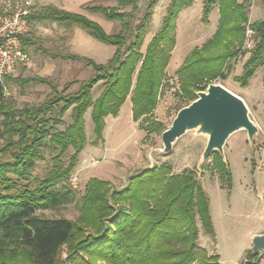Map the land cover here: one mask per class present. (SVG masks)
Wrapping results in <instances>:
<instances>
[{"label": "trees", "instance_id": "1", "mask_svg": "<svg viewBox=\"0 0 264 264\" xmlns=\"http://www.w3.org/2000/svg\"><path fill=\"white\" fill-rule=\"evenodd\" d=\"M117 3L123 9L131 7L132 11L85 8L110 22L120 23L121 31L114 35L107 34L85 16L53 6L33 10L28 16L31 21L77 26L95 40L115 47L116 52L107 64L98 65L76 55L44 51L53 60L83 62L93 69L94 75L80 82L75 93L69 90L76 83L59 92L48 79L26 80L24 84L47 86L51 94L41 105L24 111L14 112L6 105L0 83V116L5 136L1 152L3 157L8 156L0 160V264H218L219 257L209 256L198 246L197 216L210 236L215 237V233L209 202L194 171L173 176L169 166L154 167L133 176L122 190L114 189L107 181L91 179L77 220L48 219L37 214L56 210L75 199L67 186L59 190L57 187L69 180L85 149V115L90 109L96 144L103 140L106 118L117 117L129 96L135 122L149 118L155 111L176 46L178 13L189 7L192 0L171 1L160 30L145 51V38L159 0L148 2L134 26L132 19L139 10L137 0H117ZM232 7L235 11L244 5L234 3ZM248 23V18L242 15L241 24L234 19L225 25L222 16L214 38L185 60L177 77L187 105L219 78L226 80L232 71L231 60L246 54L243 45ZM252 27L257 33L256 46L243 74L235 78L244 88L264 65V21L253 23ZM100 82L104 84L103 91L93 100V88ZM67 113L71 123L59 131ZM47 143L59 149L61 155L71 148L74 154L67 167L51 170L42 179H32L31 173L36 163L43 160V147ZM11 147L16 151L9 152ZM210 158L215 169L228 174L218 153ZM64 250L66 258L62 256ZM250 261L259 264L261 258L251 255Z\"/></svg>", "mask_w": 264, "mask_h": 264}, {"label": "rangeland", "instance_id": "2", "mask_svg": "<svg viewBox=\"0 0 264 264\" xmlns=\"http://www.w3.org/2000/svg\"><path fill=\"white\" fill-rule=\"evenodd\" d=\"M149 1L137 0L139 10L133 16V26L139 22ZM171 1L159 0L158 9L155 10L154 19H152L146 35L145 45L151 40V36L160 30L163 15L166 14L164 10L166 3ZM234 3L239 4L236 0H192V4L189 7L184 8L178 13V20L183 24L181 25L179 22L176 31L180 46H184L187 41L188 43H192L190 40L194 41L197 35L198 37L203 36L206 41L205 43L212 40L219 30L222 16L225 17V25H228L234 19L237 23L241 24L242 15L248 18L249 11L246 6L238 8L235 11L231 10L230 7ZM103 4L109 7H118L115 0H105ZM121 9L127 13L132 11L131 8ZM253 19L256 20L257 17H253ZM105 29L109 34H117L120 31V25L116 23L107 24ZM47 31L48 33L46 32V34H52L54 40L51 44H46V46L53 48L52 50L56 52L67 51V49L62 50L67 43L60 40L62 36L67 35L70 38V44L72 38H76L78 33V31L72 29L68 30L67 33H63L57 27ZM211 35H213L212 38ZM200 42L201 40L196 41L197 44ZM102 46L105 49L108 48L112 55L113 47ZM25 49L33 59V52L26 47ZM82 53L85 54L84 57L92 58L88 54V50L80 49L79 54ZM106 55L104 53L101 55V58L94 57L93 59L98 64H105L107 62ZM31 58L30 65L23 67L14 78H10L11 80L7 85L8 89L7 93H5L6 105L14 112L39 106L51 94V89L45 85L38 83L24 84L23 81L26 79L41 75L53 82L58 87L59 92L63 91L68 84L76 83L69 90L70 93H75L79 90V83L89 79L94 74L92 68L82 62H52L51 59L44 57L40 58L46 61L47 65L43 66L42 71H32L29 68L31 66ZM239 61H231L233 67L231 74L226 80L219 78L214 84L222 85L240 97L247 105L251 118L254 120L253 117L258 116L261 129L257 140L253 144L249 143L244 131L234 134L227 141L225 157L222 158L220 156L222 163L227 167V175L224 174L225 172L213 167L212 158L207 159L206 162L202 161L208 139L203 135H197L195 131L189 132L179 139L169 156L160 154V150L163 149L162 134L172 125L178 111L188 106L187 102H184L182 99L183 93L179 86L177 74L174 73V67H170L171 69L168 72L166 71L167 75L159 91L155 111L150 117L148 116L149 118H142L135 122L137 133L134 132L129 119L124 114L120 123L121 130L119 131L122 134L116 135L112 138V144L110 143L111 147L114 145L118 150L115 149L113 151L112 147L111 153L108 154V152L103 150L101 141L96 145L91 110L85 115L86 145L94 148L95 151L94 157L88 158L90 165L93 164L89 168L88 174L93 179L101 177L100 173L105 171L104 168H111L108 163L110 157H117L118 159L112 165L119 168L120 173L119 175L110 177L109 181H107L116 190H122L120 188H123L126 184L128 185L129 180L133 176L154 167L169 166L172 169L173 176L181 175L185 171L195 172V176L201 184L209 202V211L215 233V237L210 236L206 232L200 217L197 216L199 231L198 246L205 250L209 256L219 257L218 264H245L250 261V257L253 255L252 248L249 249L250 243L248 240L251 232H264L263 68L257 69L253 79L249 81V87H252L255 92V98H257V100L254 98V101H250L241 94L242 86L235 81V78L243 74L241 69H235ZM240 62H243V59ZM44 69L46 70L44 71ZM102 87L104 88V84L94 88L92 91L93 99L96 100L103 91ZM252 111L254 116L251 114ZM2 120L3 117L0 116V160H5L8 156L3 157L4 153L1 152L5 145V136L1 126ZM62 120L64 124L58 127L59 131H63L71 123L70 113H67ZM108 121L109 118L106 119V123ZM106 134H108V131ZM121 139L124 140L125 144L119 148L122 144ZM92 141H94V145L91 144ZM15 151V147H11L9 150V152ZM73 154L74 151L71 148L66 154L61 155L59 149H55L47 143L43 147V160L36 163L31 173V178L42 179L51 170L67 167L69 159ZM138 155L139 159H136ZM137 161L138 163H136ZM78 163L79 157L77 166ZM76 168L70 175L69 180L57 187L59 190L61 187L67 186L74 193L75 199L56 210L39 211L37 213L39 216L48 219L63 218L70 221L78 219L82 198L88 183L86 184V179L82 180L80 176L75 175ZM62 256L66 258V250L63 251Z\"/></svg>", "mask_w": 264, "mask_h": 264}, {"label": "crops", "instance_id": "3", "mask_svg": "<svg viewBox=\"0 0 264 264\" xmlns=\"http://www.w3.org/2000/svg\"><path fill=\"white\" fill-rule=\"evenodd\" d=\"M104 1L105 0H34V9L33 10L34 11H39L41 8L48 7V6H53V7L58 8L61 11L69 13V14L82 15V16H85L86 18H88L89 20L99 24L105 30V32L107 33V31L105 29V26L107 24L116 23V24L120 25V23H118V22H110V21L106 20L104 18V16H102V15L90 13V12H87L85 10V8L87 6H90V7H104V8H119V9H121V7H119V6L118 7H115V6L109 7V6L105 5V4H103ZM236 1L239 3L238 5H244V6H246L248 8V11H249L248 21L251 24H253L255 22H258V21H264V0H236ZM115 3H116V6H117L118 5L117 0H115ZM170 3L171 2L166 3L165 9H164L165 12H167V8H168ZM128 8H131V7H128ZM156 9H158V8L156 7ZM155 10H154V14H153V19H154V15H155V12H156ZM121 11H122V9H121ZM122 12H124V11H122ZM165 16H166V14L163 15V19H164ZM253 17H257V19L255 20V19H253ZM179 22L181 23V21L177 19V24H176L177 29H178V26H179ZM33 23H34L33 32L30 34V36L28 38H26L24 40V42H25L24 44H26L25 47L27 49L31 50L33 52V54H34L32 56L33 59L30 57L31 58V66L29 68L32 71H38V70L42 71L43 66L47 65V62L43 61L40 57L51 59L50 57L45 55L44 51H49V52L54 53V54L76 55V56H79V57H82V58L90 59V60L94 61L96 64H98V63L93 59L94 57L101 58V55L106 53L107 55H106L105 58H106V60L108 62L109 60H111L113 58V56H114V54L116 52V48L113 47L114 50H113V53L111 55V53L109 52L108 48L107 49L103 48L102 45H105V44L95 40L87 32L83 31L82 29L78 28L77 26L65 27V26H61V25H59L57 23L43 22V21L42 22L33 21ZM181 25H183V24L181 23ZM55 27H57V29H60L63 33H67L68 30H70V29H72L74 31H78V33L76 35L77 39L75 37L72 38L70 44H69L70 38H68L67 35H64V37L62 36L60 38V40L62 42L63 41L67 42L65 44L66 46L64 48H62V50L63 49H67L66 52H56V51L52 50L53 48H49L48 46H46V44H49V43L51 44L53 42V40H54L52 34H46V32L48 33L47 30H53ZM177 29H176V31H177ZM120 31H121V25H120ZM107 34H109V33H107ZM109 35H114V34H109ZM212 36L213 35H211V38H212ZM153 37H154V35L151 36L150 39H152ZM90 39H92L95 42H93ZM198 40H201V42L197 44L196 41H198ZM145 41H146V38H145ZM150 41H148V43L146 45L144 44L143 51L146 50L147 45L149 44ZM190 42H192V43H188V41H187L184 44V46H180V44L178 43V35L176 36V46H175V48H174V50L172 52V58L170 60L169 66L167 68V72L171 69L170 67H174V69H175L174 73L177 74V71L184 65L185 60L191 55V53L196 48L201 49L206 44L205 43L206 41L203 38V36L198 37V35L194 39V41L190 40ZM190 45H192V46H190ZM105 46H108V45H105ZM109 47H112V46H109ZM80 49L88 50V54H90V57H92V58L84 57V55H85L84 53L79 54V50ZM77 50H78V52H77ZM250 56H251V53H246L245 55H239L238 58L231 60V61H237V60L241 61V59H243V62L239 61L240 63L239 62L237 63V65L235 66V69H237V70L241 69V71H244V65L247 62V60L250 58ZM176 57L178 58L177 60H176ZM51 61L52 62H54V61L57 62V61H64V60H53V59H51ZM67 62H72V61H67ZM107 62L105 64H107ZM105 64H98V65H105ZM230 64H231V62H230ZM240 64H241L242 67L240 66ZM259 68H263V106H264V65H263V67H259ZM45 70L46 69H44V71ZM232 70H233V67H232ZM93 75H92V77H93ZM35 77L46 79V78L42 77L41 75H38V76H35ZM35 77H33V78H35ZM92 77H90V78H92ZM29 79H32V78H29ZM89 79H87V80H89ZM26 80H28V79H26ZM26 80H24L23 83ZM87 80H85V81H87ZM101 84H103V83L102 82L98 83L94 88L99 87ZM94 88H93V90H94ZM102 88H101V90H102ZM241 90H242L241 94L244 97L248 98L250 101L255 98V95H254L255 92L252 89V87L251 88L249 87V83H248L247 87H245V88L242 87ZM100 94H99V96H100ZM131 99H132V97L129 96L127 101L125 102V104L121 108V111H120V113H119V115L117 117H112V116L108 117L109 121L105 125V130H104V133H103V140L100 142L101 144H103V150H105V152H108V154L111 153L112 147H113V151H115V149H117V147H115L114 145H112V147H111L110 143L112 144V138H114L116 135H121L122 134V132L119 133V131L121 130L120 123H121V119L124 116V114L129 119V121H130L129 123L132 126L134 132L137 133L136 129H135L136 123H135V121L133 119V103H132ZM255 99L257 100V98H255ZM93 100H95V99H93ZM251 114H252V116H254L253 115V111L251 112ZM108 118H106V119H108ZM253 118H254V121L256 122V124L261 129V125L259 123L258 116L256 115ZM105 122H106V120H105ZM107 131H108V134H106ZM263 131H264V114H263ZM93 143H94V141L91 142L92 145H94ZM121 143H120L121 145L119 146V148L122 147L125 144L123 139H121ZM94 152H95L94 148H90L88 145H86L85 149L83 150V152L79 156V163H78V166H77L76 171H75V175L80 176L82 180H84V179L87 180L86 184L88 183V181L93 179V177H90V175L88 174L89 168L93 165V164L90 165L88 158H93L94 157L93 156ZM96 153H98V152H96ZM263 153H264V134H263ZM136 159H139V155L136 156ZM117 160H118L117 157H115V158L114 157H110V160H109L108 163L110 164L111 168L109 169L108 167L105 166L106 167V168H104L105 171L101 172L100 173L101 177H99L97 179L104 180V181H109L110 177H113L114 175H119V173H120V170H118L119 168H117V167L112 165L113 163H116ZM136 163H138V161ZM126 186H127V184L123 188H125ZM123 188H120V189H123ZM263 234H264L263 231H261V232H257V231L251 232L250 238L248 239L249 243H250L249 249L252 248L251 242H252L253 238L255 236H257V235H263ZM246 254H247V251H246ZM259 264H264V258L261 259Z\"/></svg>", "mask_w": 264, "mask_h": 264}, {"label": "water", "instance_id": "4", "mask_svg": "<svg viewBox=\"0 0 264 264\" xmlns=\"http://www.w3.org/2000/svg\"><path fill=\"white\" fill-rule=\"evenodd\" d=\"M193 131L208 139L202 158L206 162L214 153L224 158L227 141L238 132H246L249 143L253 144L260 128L240 97L222 85L210 84L206 91L197 94L194 102L178 112L172 125L162 134L160 154L169 156L176 142ZM252 251L253 256L264 258V234L253 238Z\"/></svg>", "mask_w": 264, "mask_h": 264}, {"label": "built area", "instance_id": "5", "mask_svg": "<svg viewBox=\"0 0 264 264\" xmlns=\"http://www.w3.org/2000/svg\"><path fill=\"white\" fill-rule=\"evenodd\" d=\"M34 0H0V83L7 93V80L30 65L23 39L32 33L34 23L28 16ZM243 50L250 53L256 46L257 33L249 22L245 26ZM214 84V82H213Z\"/></svg>", "mask_w": 264, "mask_h": 264}]
</instances>
